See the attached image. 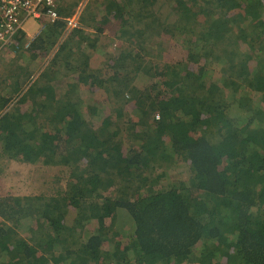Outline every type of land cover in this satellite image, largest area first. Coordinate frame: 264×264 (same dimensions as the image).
<instances>
[{
    "label": "trees",
    "instance_id": "16d2710c",
    "mask_svg": "<svg viewBox=\"0 0 264 264\" xmlns=\"http://www.w3.org/2000/svg\"><path fill=\"white\" fill-rule=\"evenodd\" d=\"M33 21L10 50L52 56L0 98V152L68 178L0 197V264H264V0H90L69 32ZM174 164L187 175L163 182Z\"/></svg>",
    "mask_w": 264,
    "mask_h": 264
},
{
    "label": "rangeland",
    "instance_id": "374dc122",
    "mask_svg": "<svg viewBox=\"0 0 264 264\" xmlns=\"http://www.w3.org/2000/svg\"><path fill=\"white\" fill-rule=\"evenodd\" d=\"M90 0H54L55 9L66 10L67 12L75 6L74 12L71 14H77L80 19V15L82 10L85 8L87 3ZM76 3V5H75ZM154 15L158 17V19H164L170 17L168 13L167 7H161L156 5L154 8ZM69 15V16H71ZM67 18V17H66ZM78 19V23L80 26V21ZM41 25L34 23L33 20L29 19L24 24V29L28 31L30 34H34L33 38H36L39 33L42 31ZM116 25L111 22L106 27L105 34L109 37L106 39L105 37H100L98 41V53H93L91 61V66L94 68H99L102 65V62L105 58L100 57L101 50H104L106 44L109 46L105 49V52H109L111 49V45L116 43V39L114 36V29ZM91 34L92 30L85 31ZM33 39L26 38V42H30ZM113 41V44H112ZM179 46L177 42L166 43L165 48L168 52V58L170 61H175L180 56L176 51H169L170 48ZM154 45L156 43H153ZM100 47L102 49H100ZM27 47H24L26 49ZM38 55V53L36 54ZM40 56V55H39ZM52 55L49 54L46 57L36 56L31 57L28 53L14 54L10 48L4 50V52L0 55V98L6 99L9 97L10 106L16 105L18 100H20L22 90L24 91V85L29 84L26 79L23 83V87H21V93L15 95L9 93L14 87L13 79L15 77H21L22 71L26 70L28 67L33 69L34 72L31 76V82H35L38 80L39 75L46 69V63L48 64L50 61V57ZM64 79L60 82L53 83L56 89V95L62 93V89L64 83L68 84L69 81ZM145 82H143L144 85ZM103 96L99 91H95L94 99L100 100ZM88 100V99H85ZM29 103H23L24 109L28 108ZM185 173V168L182 164H174L170 166L167 172V177L163 182L172 183L175 180L184 179L187 174ZM68 178V171L62 167H52V166H44L42 164L29 165L24 164L14 160H8L2 157L0 152V197L6 196H14V197H24V196H41V195H55L57 191L62 190L66 185V180ZM61 188V189H60Z\"/></svg>",
    "mask_w": 264,
    "mask_h": 264
},
{
    "label": "built area",
    "instance_id": "2783aa9c",
    "mask_svg": "<svg viewBox=\"0 0 264 264\" xmlns=\"http://www.w3.org/2000/svg\"><path fill=\"white\" fill-rule=\"evenodd\" d=\"M48 19L51 23L62 20L65 32L79 28V16L74 14L61 18L55 9L54 0H0V54L14 44L12 36L24 31L27 20ZM25 33V32H24ZM26 38L33 39L25 35ZM28 43L24 47H28Z\"/></svg>",
    "mask_w": 264,
    "mask_h": 264
},
{
    "label": "crops",
    "instance_id": "0c3cea01",
    "mask_svg": "<svg viewBox=\"0 0 264 264\" xmlns=\"http://www.w3.org/2000/svg\"><path fill=\"white\" fill-rule=\"evenodd\" d=\"M76 14V13H75ZM74 15V14H73ZM72 16V15H71ZM66 17H70V16H66ZM27 34V36H31V37H34V34H30L28 33V31L25 32Z\"/></svg>",
    "mask_w": 264,
    "mask_h": 264
},
{
    "label": "clouds",
    "instance_id": "9594fccd",
    "mask_svg": "<svg viewBox=\"0 0 264 264\" xmlns=\"http://www.w3.org/2000/svg\"><path fill=\"white\" fill-rule=\"evenodd\" d=\"M26 31H27V30L24 29V32H26ZM25 35H26V33H25ZM33 39H34V38H33ZM31 41H32V40H31ZM31 41H30V42H31Z\"/></svg>",
    "mask_w": 264,
    "mask_h": 264
}]
</instances>
